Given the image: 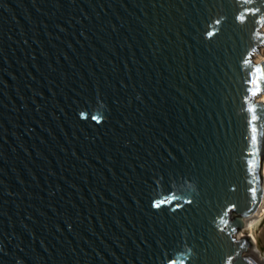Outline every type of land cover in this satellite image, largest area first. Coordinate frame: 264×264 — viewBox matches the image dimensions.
<instances>
[{"label": "water", "instance_id": "obj_1", "mask_svg": "<svg viewBox=\"0 0 264 264\" xmlns=\"http://www.w3.org/2000/svg\"><path fill=\"white\" fill-rule=\"evenodd\" d=\"M263 45L264 0H0V264H263Z\"/></svg>", "mask_w": 264, "mask_h": 264}, {"label": "bare ground", "instance_id": "obj_2", "mask_svg": "<svg viewBox=\"0 0 264 264\" xmlns=\"http://www.w3.org/2000/svg\"><path fill=\"white\" fill-rule=\"evenodd\" d=\"M256 61H259L261 59H264V52L262 49L255 55ZM263 100H264V93H263ZM263 174H264V165H263ZM264 217V203L262 205L261 210L254 215L247 223L246 228L250 229L251 231L254 230V228L260 223L262 218ZM243 233H240L239 235H242ZM255 242V238L252 240V243ZM251 251L262 261L264 264V256H262L259 252V250L254 247L253 245L251 246Z\"/></svg>", "mask_w": 264, "mask_h": 264}, {"label": "rangeland", "instance_id": "obj_3", "mask_svg": "<svg viewBox=\"0 0 264 264\" xmlns=\"http://www.w3.org/2000/svg\"><path fill=\"white\" fill-rule=\"evenodd\" d=\"M264 52V45L261 48ZM243 233L244 235H250V239L255 238V242L253 243V246L256 247L260 254L264 256V217L260 221V223L254 228L253 231H251L248 228H244L239 231V234Z\"/></svg>", "mask_w": 264, "mask_h": 264}, {"label": "snow or ice", "instance_id": "obj_4", "mask_svg": "<svg viewBox=\"0 0 264 264\" xmlns=\"http://www.w3.org/2000/svg\"><path fill=\"white\" fill-rule=\"evenodd\" d=\"M252 119L255 120L256 117L253 116ZM253 133H255V129H253ZM252 141H253V143L256 142V136H255V134H253V136H252ZM251 191H252L253 193H255V189H252ZM160 206H161L160 204H157V205H156V207H160Z\"/></svg>", "mask_w": 264, "mask_h": 264}]
</instances>
